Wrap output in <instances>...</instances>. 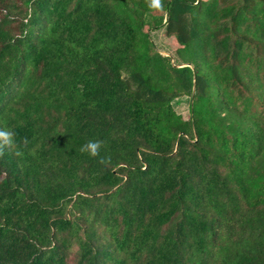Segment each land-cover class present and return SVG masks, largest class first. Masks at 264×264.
<instances>
[{
  "label": "trees",
  "instance_id": "trees-1",
  "mask_svg": "<svg viewBox=\"0 0 264 264\" xmlns=\"http://www.w3.org/2000/svg\"><path fill=\"white\" fill-rule=\"evenodd\" d=\"M160 3L0 0V264H264V0Z\"/></svg>",
  "mask_w": 264,
  "mask_h": 264
},
{
  "label": "rangeland",
  "instance_id": "rangeland-1",
  "mask_svg": "<svg viewBox=\"0 0 264 264\" xmlns=\"http://www.w3.org/2000/svg\"><path fill=\"white\" fill-rule=\"evenodd\" d=\"M203 1H208V0H203ZM151 38L154 44L156 45V48L158 49V51L164 56H169L168 53L175 49V47L173 46L174 45L173 39L166 38L164 35V30L151 32ZM172 106L175 112L181 115L184 118V120L189 119V116H190V112H189L190 99L189 98L184 97V98L175 100L172 103Z\"/></svg>",
  "mask_w": 264,
  "mask_h": 264
},
{
  "label": "clouds",
  "instance_id": "clouds-1",
  "mask_svg": "<svg viewBox=\"0 0 264 264\" xmlns=\"http://www.w3.org/2000/svg\"><path fill=\"white\" fill-rule=\"evenodd\" d=\"M152 7L159 8L161 7L160 0H152ZM15 133L11 130H0V149L5 147L14 146ZM99 142H89L85 148L88 150L89 154L95 157L98 154V149L100 148Z\"/></svg>",
  "mask_w": 264,
  "mask_h": 264
}]
</instances>
